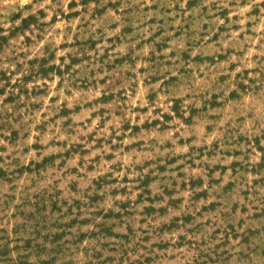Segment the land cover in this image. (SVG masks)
<instances>
[{"label":"rangeland","instance_id":"1","mask_svg":"<svg viewBox=\"0 0 264 264\" xmlns=\"http://www.w3.org/2000/svg\"><path fill=\"white\" fill-rule=\"evenodd\" d=\"M0 264H264V0H0Z\"/></svg>","mask_w":264,"mask_h":264}]
</instances>
